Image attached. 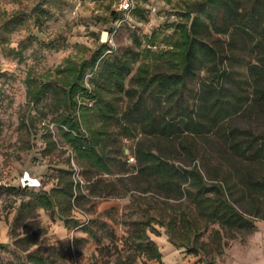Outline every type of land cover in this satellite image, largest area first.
<instances>
[{
  "label": "trees",
  "instance_id": "obj_1",
  "mask_svg": "<svg viewBox=\"0 0 264 264\" xmlns=\"http://www.w3.org/2000/svg\"><path fill=\"white\" fill-rule=\"evenodd\" d=\"M146 14L144 8L137 7L134 16L144 20ZM181 16V22L171 25L178 36L171 45L159 48L153 35L145 37L143 46L137 27L133 31L136 49H128L121 56H104L108 50L104 46L90 61L78 64L68 60L57 80L39 84L29 79L28 99L36 106L50 100L61 139L78 162L99 173H110L113 167L103 147L105 128L111 125L129 138L139 128L147 137L178 143L180 150L193 154L192 158L196 138L218 135L241 164L235 171L223 172L219 179L207 181L197 165L179 167L172 157L143 144L128 155L126 162L137 168L132 178L141 190L148 193L154 188L169 199L187 198L206 223L251 233L257 229L258 220L264 221V131H257L253 125L264 124V0H194ZM213 34L231 36V53L211 44ZM238 38L254 56L248 65L250 94L234 84L231 72L232 63L239 60L233 51ZM142 46L144 51H140ZM148 58L162 63L153 66L145 63ZM197 81L199 91L192 97L189 86ZM123 98L130 102L124 113L117 103ZM247 107L249 118L255 117L253 124H237L235 117ZM92 120L99 121L100 127ZM48 144L50 148L56 146L53 140ZM129 156L135 158L134 164L128 163ZM68 175L59 170L58 185L51 192H31L23 198L15 229L23 227L27 237L15 245L26 254V260L18 264L55 262L40 248L31 251L37 241L30 233L38 224L39 210L51 213L53 220L59 216L67 227L74 222L71 213L81 197ZM1 190L12 193L16 189ZM79 227L99 247L101 257L115 258L112 264H137L139 259L162 264L163 254L151 238V234L160 237L161 233L149 220L130 226L124 248L107 223L91 220ZM104 240L110 244L103 245ZM85 242L73 238L74 252H80Z\"/></svg>",
  "mask_w": 264,
  "mask_h": 264
},
{
  "label": "rangeland",
  "instance_id": "obj_2",
  "mask_svg": "<svg viewBox=\"0 0 264 264\" xmlns=\"http://www.w3.org/2000/svg\"><path fill=\"white\" fill-rule=\"evenodd\" d=\"M193 1L150 0L154 12L146 14L144 20L133 18L143 46L145 37L153 35L159 48L174 43L178 36L171 25L182 21V13ZM119 19L110 0H0V264L26 260V254L15 245L27 237L23 227L15 229L20 205L31 192H51L57 187L59 170L69 173L67 178L73 179L81 199L73 208L74 222L68 227L57 215L53 220L49 212L37 213L38 224L30 233L35 235L37 245L31 251L40 248L45 256H51L50 261L55 259L51 264L114 262L115 258L101 257L96 243L80 230L79 225L91 220L107 223L115 231L120 248H124L133 223L151 221L161 233L160 237L151 234V238L163 254L162 264H264V221L258 220L257 229L251 233L206 223L189 199H169L154 188L148 193L141 190L132 178L137 168L126 162L128 155L135 154L143 144L172 157L179 167L197 165L207 181L219 179L223 172L235 171L241 164L218 135L196 138L192 158L193 154L180 150L178 143L147 137L139 128L129 138L118 126L111 125L105 128L103 147L113 167L110 173H99L78 162L61 139L50 100L37 106L29 102V79L39 84L57 80L68 60L78 64L90 61L104 46L108 49L104 56H121L128 49H136L134 29ZM229 41L230 35L213 34L211 38V44L227 53H231ZM143 46L140 51H144ZM233 51L239 59L232 63L234 84L250 94L248 65L254 56L239 38ZM156 62L162 63L153 58L145 60L153 66ZM197 83L189 86L192 97L199 91ZM117 103L123 113L130 104L127 98ZM248 109L235 117L237 124H253L255 117L249 118ZM92 123L101 125L97 120ZM253 125L257 131H264V124ZM49 140L56 146L50 148ZM27 175L36 182L34 186L25 183ZM10 187L15 192L1 190ZM94 229L102 233L98 226ZM73 238L85 239L80 252H74ZM109 244L103 241V245ZM137 264L160 263L139 259Z\"/></svg>",
  "mask_w": 264,
  "mask_h": 264
},
{
  "label": "built area",
  "instance_id": "obj_3",
  "mask_svg": "<svg viewBox=\"0 0 264 264\" xmlns=\"http://www.w3.org/2000/svg\"><path fill=\"white\" fill-rule=\"evenodd\" d=\"M112 2V6L114 12L120 15V19L118 22L122 21V23L128 24L132 29H136L137 25L134 23V13L137 7L143 6L147 14H152L154 9L152 5H149V2H145L144 0H110ZM153 50H157V47H153ZM128 163L134 164L135 158L129 156Z\"/></svg>",
  "mask_w": 264,
  "mask_h": 264
},
{
  "label": "water",
  "instance_id": "obj_4",
  "mask_svg": "<svg viewBox=\"0 0 264 264\" xmlns=\"http://www.w3.org/2000/svg\"><path fill=\"white\" fill-rule=\"evenodd\" d=\"M25 183L28 184L29 186H34L36 184V182L32 179H30V177L27 175L25 178Z\"/></svg>",
  "mask_w": 264,
  "mask_h": 264
},
{
  "label": "bare ground",
  "instance_id": "obj_5",
  "mask_svg": "<svg viewBox=\"0 0 264 264\" xmlns=\"http://www.w3.org/2000/svg\"><path fill=\"white\" fill-rule=\"evenodd\" d=\"M106 38H107V35L105 34V35H104V39H105V41H106Z\"/></svg>",
  "mask_w": 264,
  "mask_h": 264
}]
</instances>
